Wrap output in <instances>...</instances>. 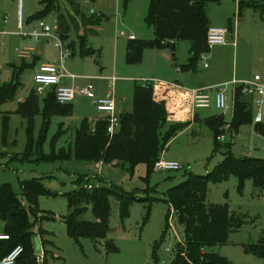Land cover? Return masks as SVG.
<instances>
[{
    "label": "rangeland",
    "instance_id": "obj_1",
    "mask_svg": "<svg viewBox=\"0 0 264 264\" xmlns=\"http://www.w3.org/2000/svg\"><path fill=\"white\" fill-rule=\"evenodd\" d=\"M18 1L0 0V85L9 84L14 79H18L20 85L17 96L2 106L0 115V185L11 186L13 192L21 197L22 184L39 178L47 189L59 194L55 198L38 199L40 214L37 216L38 223L34 226L35 234L42 228L52 236L46 237L54 244L47 249L50 254L49 264H171L176 247L185 242V227L166 203L169 190L181 184L189 174L204 176L213 172L223 162V154L228 145H231L232 152L237 156L250 154L264 158V135L256 129L257 122L241 127L235 134L226 129L224 140L219 141V152L214 154L216 140L205 120L213 112H220L225 114V121L229 125L233 109L218 111L213 102V108L193 110L188 104L191 120L197 116L201 124L194 122L179 130L162 156L184 167V170L177 172L153 169L149 175L144 164L130 170L128 165L121 162L97 163L75 157L42 160V155H52L53 147L57 153L73 148L75 133L85 120L94 125L97 119H102L103 115L98 113L94 100L78 92L92 85L97 100L108 99L113 93L116 100L115 112L120 116L133 110L135 87H143V80L158 78L156 71L160 57L165 56L173 62L170 49H147L143 53L142 62H127L130 41L119 35L123 32L127 37L134 36L140 41L154 39L153 29L146 24L151 0H76L88 18H100L97 25L85 28L80 17L71 12L77 22L78 31L87 34V44L95 54L81 56L77 36H71L66 41L67 46L77 44L76 55L69 57L64 63L65 75L76 78L66 77L62 80L64 86L77 91L72 103L73 115L53 117L41 145L39 141L42 143L43 140L41 134L44 120L41 115L37 116L33 151L28 154V158L25 157L28 125L15 112L20 103L34 91L37 92L34 76L40 66L61 65V51L53 39L37 40L23 36L39 30L40 21L35 17L43 10V0H22V27L18 22ZM63 4L69 11L72 10L66 2L63 1ZM207 15L211 27L228 30L227 44L211 47L201 57L196 70H192L191 74L175 72L173 80L187 89L206 90L213 98L219 87H223L228 103L232 105L236 90L233 82H250L258 74L264 85V16L248 7L239 15L236 0H221L220 4H209ZM57 16L52 13L43 21L57 30ZM76 25L73 24V27ZM176 54L179 64H184L189 56V44L182 43ZM205 64L208 68H204ZM180 75L183 78L188 77L182 82ZM114 77L116 81H113ZM157 85L153 84L151 87ZM45 94H38L41 106ZM240 100L250 104L252 112L256 114V107L253 106L255 95L242 93ZM262 110L260 123L264 126V107ZM7 116L9 134L5 142ZM80 177H90L94 186L120 188L141 200L133 202L130 217L123 221L119 202L115 197L110 199L108 240L117 247V252L106 254L102 247L104 241H101L98 249L92 240L83 239L78 243L67 235L64 220L70 211L68 201L62 194L74 190L75 182ZM239 185L238 178L231 176L227 182L211 183L208 187L207 204H227L231 215L240 224L230 235L227 244L210 248L208 252L220 255L233 264H264V259L246 251L248 245L259 244L264 239V194L254 188L251 180L246 181L241 190ZM84 219L96 221L91 206L86 207ZM4 229L5 225L0 221V234L4 233ZM36 238L39 237H34V243ZM156 246L159 248L157 258L154 255ZM35 252L37 256L43 255L44 258L41 263L37 261V264H45L43 249L36 251L35 248Z\"/></svg>",
    "mask_w": 264,
    "mask_h": 264
},
{
    "label": "trees",
    "instance_id": "obj_2",
    "mask_svg": "<svg viewBox=\"0 0 264 264\" xmlns=\"http://www.w3.org/2000/svg\"><path fill=\"white\" fill-rule=\"evenodd\" d=\"M66 2L70 10L63 4ZM93 1V0H90ZM211 3L220 4L221 0H151L146 24L154 31L153 40H133L128 45L127 62L138 64L142 62L143 53L147 49H170L176 51V45L189 44L188 62L181 66L183 72L196 70L201 57L207 53L208 31L211 21L207 15V6ZM43 10L35 18L43 21L47 16L56 13L57 33L64 45L76 55L75 43L66 45L71 36H77L79 53L83 57L94 55L95 52L87 44V34L78 31L77 22L72 13L80 17V22L86 27L95 26L100 21L88 18L76 0H43ZM253 8L264 16V2L243 0L239 2V15L244 8ZM72 12V13H71ZM73 24L76 27H73ZM76 32H72L73 30ZM18 79L9 84L0 85V115L2 106L12 101L18 94ZM241 91H235L234 115L229 124L230 133H238L241 127L254 122L251 105L241 101ZM190 96L181 90L165 85L150 87L136 86L134 90L133 110L120 115V127L113 136L108 133L109 123L106 119H97L94 125L85 120L75 133L74 147L56 152L53 147L52 155H42V160L65 159L75 157L79 160L97 163L121 162L128 165V169L144 164L148 174L153 171L155 163L159 161L168 143L177 132L192 123H200L197 116L192 121L188 111ZM72 104L61 105L56 100L55 90H49L43 99L34 91L23 103H20L15 114L27 122L28 146L25 157L33 151L34 124L37 116L41 115L43 133L40 145L44 143L49 124L53 117H69L73 115ZM9 114V113H8ZM7 114V115H8ZM207 127L213 132L216 140L214 154L219 152V141L224 140L227 122L225 116L212 115L205 120ZM256 129L264 135V126L257 123ZM5 142L9 134V117L5 118ZM228 133V132H227ZM223 138V140H219ZM223 162L216 169L204 176L189 174L186 180L168 192L167 205L173 210L181 224L185 227V242L178 244L176 254L171 264H233L228 259L208 252L210 248L223 246L228 243L230 235L240 225L231 215L227 204L213 206L207 204L208 187L211 183L221 184L229 181L231 176L239 180V189L248 180L253 182L254 188L264 194V159L255 157H236L231 145L226 146ZM28 158V157H27ZM39 158V159H40ZM184 170V167H183ZM182 171V170H181ZM90 177L77 178L75 188L71 192L62 194L68 201L70 213L64 220L67 235L80 243L83 239L92 240L99 249L101 241L106 254L117 252V247L108 240L110 233L109 220L111 216V197L119 202L121 219L130 217V208L135 201H141L135 196L113 186H94L89 190L86 185ZM22 196H17L11 186L0 185V221L5 225L4 234L9 241L0 242V258L6 256L15 246L21 245L24 254L18 264H37L34 237H39L44 251L45 264L48 263L52 237L42 228L37 234L34 226L38 223L40 214L38 199L40 197H58L59 194L47 189L41 179L34 178L22 184ZM91 206L96 221L84 219L86 207ZM150 209L147 212L149 216ZM170 217V214H169ZM34 219V220H33ZM167 218V227H168ZM147 221V219H146ZM158 246L155 250V258ZM246 251L264 259V239L259 244H251Z\"/></svg>",
    "mask_w": 264,
    "mask_h": 264
},
{
    "label": "built area",
    "instance_id": "obj_3",
    "mask_svg": "<svg viewBox=\"0 0 264 264\" xmlns=\"http://www.w3.org/2000/svg\"><path fill=\"white\" fill-rule=\"evenodd\" d=\"M252 2L262 3L264 0H250ZM22 7L23 1H18L19 8V26L22 27ZM93 15H95L94 11H91ZM39 30H34L31 34H24V37L36 38L37 40L41 38L53 39L55 41V45L61 51V65L58 67L54 66H40L38 72L34 76V83L36 85L37 94L43 95L47 90H55L56 100L61 105L72 104L77 94L71 87L64 86L62 84V80L66 77L75 79L76 77L73 75H65V61L72 56L71 50L68 49L64 43L62 42L59 34L55 29L51 26L44 23V21H40L38 24ZM228 33L227 29L223 28H214L210 27L208 31V46L209 48L214 46H224L227 44L226 35ZM120 37H126L129 41L136 40L134 36L127 37L123 32L120 33ZM204 55L202 56V58ZM207 68L208 65L205 64ZM180 71V68L177 69ZM113 81H116V78H113ZM143 87L148 89L155 84L156 80H143ZM157 85V83H156ZM162 85L158 84L157 86ZM233 86L236 87V90L239 89L241 93L253 94L256 96L254 106L257 109V114L255 121L258 123L261 121L263 117L262 109L264 107V85L262 84V79L259 75L255 76L254 79L250 82H233ZM167 86V85H166ZM156 87V86H154ZM169 87H173L176 89H180L185 94L190 96V108L193 110L197 109H206L211 106V97L206 93V90L203 89H186L179 85H172ZM235 90V91H236ZM81 95L88 97L94 100L95 107L98 113L102 114V119H106L109 123L108 133L110 136H113L115 132L120 127V116H118L115 112L116 109V100L113 93L108 99H99L97 100L94 95V89L92 85H89L86 89L81 90ZM214 102L216 108L219 111H228L230 109V105L228 103V99L224 92L223 87H219L217 90ZM223 140V138H219V140ZM154 170L162 171V172H177L183 170V166L179 163L171 160H167L165 158H161L159 161L155 163ZM86 188L91 190L94 188V185L88 183ZM10 237L4 233L0 234V242L1 241H9ZM24 254V248L21 245L15 246L6 256L0 258V264H18L21 256ZM43 255L37 256V261L41 263L43 261Z\"/></svg>",
    "mask_w": 264,
    "mask_h": 264
},
{
    "label": "crops",
    "instance_id": "obj_4",
    "mask_svg": "<svg viewBox=\"0 0 264 264\" xmlns=\"http://www.w3.org/2000/svg\"><path fill=\"white\" fill-rule=\"evenodd\" d=\"M240 1H243V0H236V2H237V10H238V6H239V2ZM245 1V0H244ZM248 8H250V7H248ZM137 40V39H136ZM180 45L181 44H179V45H176V51H177V48H179L180 47ZM189 49H190V47H189ZM176 51L175 52H172V60H173V62H171L170 61V59H166V57L165 56H162V57H160L161 58V61L160 62H158V65H157V71H156V74H158V78H152L153 80H157L156 82H155V84L157 83V84H162V85H167L168 87L169 86H172V85H179V86H182V87H184V88H186L183 84H176L175 82H174V80H173V78H175V72H177L178 74L179 73H182L183 71L181 70V66L182 65H184V64H186L187 62H188V59H189V56L184 60L185 62H184V64H179V62H178V58H177V54H176ZM171 64L173 65V69H171ZM178 68H180V71H178V70H176V69H178ZM204 68H206L205 67V65H204ZM208 68V67H207ZM200 71V70H199ZM186 73H190L191 74V71H189V72H186ZM183 74V73H182ZM258 74H255V76H257ZM254 76V77H255ZM260 76V75H259ZM185 77V76H184ZM186 77H188V76H186ZM185 77V78H186ZM261 77V76H260ZM179 78H180V80L183 82V79H185V78H183V76L182 75H180L179 76ZM261 79H262V77H261ZM151 80V79H150ZM262 83H263V79H262ZM154 84V83H153ZM154 84V85H155ZM157 87V86H156ZM187 89V88H186ZM180 90V89H179ZM234 99H235V97H234ZM234 99L232 100V102H233V104L232 105H230V109H233L232 110V116H231V119H230V122H229V124L231 123V121H232V119H233V115H234ZM255 99H256V96H255ZM213 102H214V98L213 97H211V107H209V108H213L214 107V104H215V102H214V104H213ZM254 102H255V100H254ZM254 102H253V106H254ZM212 104H213V106H212ZM94 106H95V103H94ZM215 107H216V105H215ZM251 108V107H250ZM217 109V108H216ZM229 109V110H230ZM256 109V108H255ZM218 110V109H217ZM219 111V110H218ZM251 112H252V109H251ZM125 113H127V112H125ZM262 113H263V110H262ZM194 114H195V111H194ZM220 114H222V113H220V112H213V115H220ZM252 114H253V118H254V121H255V118H256V114H257V109H256V114L254 115V113L252 112ZM224 116H225V114H223ZM195 116H196V114H195ZM191 118V117H190ZM256 122V121H255ZM258 123H260V122H258ZM193 124V123H192ZM228 127H229V125L227 124V126H226V129H228ZM235 154V153H234ZM235 156L236 157H245V156H247V157H255V158H263V157H260V156H254V155H250V154H248V155H244V156H237L236 154H235ZM264 159V158H263ZM41 250H42V248H41Z\"/></svg>",
    "mask_w": 264,
    "mask_h": 264
},
{
    "label": "water",
    "instance_id": "obj_5",
    "mask_svg": "<svg viewBox=\"0 0 264 264\" xmlns=\"http://www.w3.org/2000/svg\"><path fill=\"white\" fill-rule=\"evenodd\" d=\"M35 248H36V251H41V243H40L39 238L35 239Z\"/></svg>",
    "mask_w": 264,
    "mask_h": 264
}]
</instances>
